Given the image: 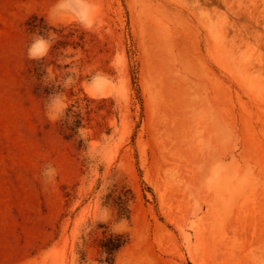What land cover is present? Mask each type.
I'll return each instance as SVG.
<instances>
[{
	"label": "rangeland",
	"instance_id": "obj_1",
	"mask_svg": "<svg viewBox=\"0 0 264 264\" xmlns=\"http://www.w3.org/2000/svg\"><path fill=\"white\" fill-rule=\"evenodd\" d=\"M94 2L85 31L67 15L46 23L56 0H0V264H107L110 224L88 231L102 207L127 221L113 264H264V0ZM38 29L58 39L29 61ZM45 66L57 81L74 70L72 125L45 116ZM97 72L110 81L99 95ZM123 186L129 219L107 204Z\"/></svg>",
	"mask_w": 264,
	"mask_h": 264
},
{
	"label": "clouds",
	"instance_id": "obj_2",
	"mask_svg": "<svg viewBox=\"0 0 264 264\" xmlns=\"http://www.w3.org/2000/svg\"><path fill=\"white\" fill-rule=\"evenodd\" d=\"M65 15L73 17L76 23H78L85 31H91L98 21V10L94 0H56V3L53 4L48 11L46 23L49 25V20L52 18H58ZM57 39L56 32L47 30L42 35L38 29L36 33L30 35V43L27 46V59L29 61H43L49 55L51 48ZM44 71L46 72V75H44L42 79L43 85L46 87H54L56 89L43 100L46 118L50 122L66 120L68 125H72L74 122L73 113H75L77 109L73 108L72 114H67L68 109L65 92L72 88L76 83L74 70L68 68L64 77L59 81L55 80L53 77L50 66H45ZM101 81H107V77L101 72L94 73L87 81L89 88L96 91L98 95L100 94L98 85ZM107 82L110 83V81ZM76 131L77 135L75 139L84 140L85 129L80 127ZM81 158L85 159L90 168L99 167L102 163L101 160L94 156L87 143H85L84 148L81 149ZM57 174V169L53 164H45L40 172L42 185L47 186L51 184L55 180ZM118 179V176L112 175L102 180L101 188L105 191V194L114 185L118 184ZM97 222L110 224V230L114 234L121 233L118 229L127 223L126 220L116 222L113 210L110 207L101 208V216L89 226V232L94 230ZM104 258V256L100 257V259ZM86 264H90L88 259ZM94 264H98L97 260Z\"/></svg>",
	"mask_w": 264,
	"mask_h": 264
},
{
	"label": "trees",
	"instance_id": "obj_3",
	"mask_svg": "<svg viewBox=\"0 0 264 264\" xmlns=\"http://www.w3.org/2000/svg\"><path fill=\"white\" fill-rule=\"evenodd\" d=\"M77 123H79V120H76L74 127L77 126ZM132 199V191L123 186L120 190L113 191L107 196V204H110L116 210L119 218L129 219L131 216L129 203ZM129 242V235L104 232V237L100 240L99 245L100 252L105 257L103 262L113 264L116 254Z\"/></svg>",
	"mask_w": 264,
	"mask_h": 264
}]
</instances>
